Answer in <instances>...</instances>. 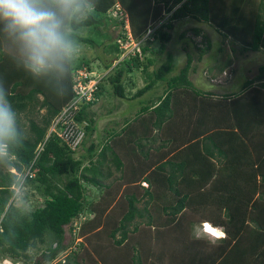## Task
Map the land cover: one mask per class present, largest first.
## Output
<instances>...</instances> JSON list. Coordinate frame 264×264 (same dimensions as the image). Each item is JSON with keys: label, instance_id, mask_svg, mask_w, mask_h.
<instances>
[{"label": "trees", "instance_id": "obj_1", "mask_svg": "<svg viewBox=\"0 0 264 264\" xmlns=\"http://www.w3.org/2000/svg\"><path fill=\"white\" fill-rule=\"evenodd\" d=\"M154 2L162 5L169 17L155 27L152 35L142 40L133 53L123 58L120 44L127 39V32H118L111 43L79 33L80 30L91 28L94 35L99 36L103 34L102 28L106 23L124 25L115 0H88L89 7L85 13L68 22L67 31L74 44H100L107 49L113 61L106 63L102 59L105 70L111 69L97 83L92 98L79 99L77 109L70 108L64 114L63 110L78 96L74 90V69L86 66L92 70L90 60L79 54L78 59H72L64 74L49 71L36 76L24 66V58L16 56L9 49L8 38H4L5 22L0 20V84L6 89L17 113V125L20 129L19 139L6 145L5 154L0 156L1 259L7 257L18 264H49L60 252L71 247L62 264H144V261L150 262L155 257L160 260V255L157 256L148 241L135 240L142 233H138L139 226L136 222H142L147 217L145 225L150 231L153 230V235L161 243L166 237L164 232H168L171 225L173 235L181 230L180 218L176 217L182 209L188 206L199 209L206 205L201 210L208 214L212 223L222 226L226 234L218 245L217 255L221 259L218 264H264V65L259 66L256 77L245 79L239 92L213 98L211 93L200 90L188 78L192 60L188 52L185 66L171 75V55L168 54L166 61L151 73L147 72V68L155 59L146 57L149 52L161 53L172 37L170 29L174 22L186 17L208 24L224 41L229 40L235 45L231 48L233 51L236 46L239 53L262 50L264 0H259L256 4L253 0ZM108 12L110 15H106ZM191 29L195 34L200 31L198 27ZM8 36L14 37L11 34ZM179 37H184L183 33ZM14 39L16 40L15 37ZM154 40L158 42V49L153 48L156 44ZM15 43L17 44V40L13 42ZM207 43L205 47L198 48L199 58L210 47V41ZM135 71L144 72L147 80L128 99L142 96L154 88L158 81L164 82L162 93L149 99L150 103H145L140 112H148L147 116L155 131L168 134V138L177 122L181 121L183 105L191 104L192 101V110L196 106L200 111L203 107L206 110L208 107L207 103L199 106L198 100L202 102L206 99L210 103L215 101L222 104L225 113L221 119L216 117L215 120L220 121L219 125L223 126L218 125L215 130L207 133L208 128L203 125L202 118L194 129L198 135L203 136L205 142L204 152L201 151V168L193 170L189 165L186 170L183 163L176 162V156L183 149L177 150L164 162L146 163L148 157L141 161L137 156L136 162L130 157L131 161L127 163L115 152H112L113 157L105 165L97 158L98 154L103 158L106 149H111L112 136L114 133L119 135V132L111 133V137L108 135L110 138H107V144L96 155V143L90 138L96 130V121L87 112L88 108L104 93L101 90L103 81L112 86L115 96L126 98L125 87L127 84H134L129 76L134 75ZM215 109L220 108L216 106ZM187 110L192 113L190 108ZM21 114L28 121L29 127L26 130L19 124L18 116ZM58 117L60 119L56 121ZM134 120L136 119H131L133 123ZM53 124L54 129L50 131ZM70 125L86 136L79 143L74 142V146L67 134ZM74 138L73 136L72 139ZM85 139H90L91 143L85 147L86 153L77 155L78 146L84 145ZM212 148L218 154V163L209 158L213 154ZM112 168L120 175L107 183L102 182L100 179L112 176ZM138 171L140 178L147 181L149 186H141L144 193L140 198L133 189L132 194H123L124 198L120 199L116 193L117 188L122 182L137 184ZM152 183H165L164 190L171 193V198L167 197V202L162 204L156 203V199H161L162 195L152 188ZM91 185L96 190L93 197L88 199L86 189ZM146 195L153 203L148 199L140 201ZM37 196H40L42 205L30 206L28 203L35 204ZM117 200L125 203L126 208L120 206L117 212L120 211L121 216L113 220L109 213L111 204ZM139 201L143 203L142 206L138 205ZM149 204L154 207V212L162 211L164 217L159 215L155 218L148 208ZM107 217L116 222L110 230L103 228ZM76 220V234L84 238V241L76 242L73 247L74 238L66 244L65 233L73 231ZM190 222L191 220L188 223ZM145 225L142 230L146 234ZM145 238L149 240L150 234L147 233ZM132 242L136 245L140 243L142 247L131 246ZM42 244H45L44 249L40 247ZM87 247H93V254ZM34 248L39 250L36 256L30 253ZM114 250L117 253L111 255ZM118 253L121 259L129 254L126 258L130 256L132 263L119 260ZM202 260L197 258L196 253H192L188 264H211ZM151 263L154 264L153 261Z\"/></svg>", "mask_w": 264, "mask_h": 264}, {"label": "rangeland", "instance_id": "obj_2", "mask_svg": "<svg viewBox=\"0 0 264 264\" xmlns=\"http://www.w3.org/2000/svg\"><path fill=\"white\" fill-rule=\"evenodd\" d=\"M155 0H115V5H118L119 8H121L123 11H119L124 19V25L116 26L112 23H106L104 24V27L102 28V33L94 35L93 29L91 28H85L83 30H80L79 33L84 36H91L96 39L103 40V42L111 43L112 39L117 35L118 32H130L132 34V31H130L131 26L133 24V19L136 21L137 25L139 27L141 26V30L139 32V40L141 37L146 35L148 33L151 34L155 27H157L161 22L166 20L169 17L168 13H165L163 10L162 5L157 4L154 2ZM254 3H258L259 0H253ZM106 15H110V12L106 13ZM136 18V19H135ZM123 26V27H122ZM191 27H198L200 31L198 34H195L194 31L191 29ZM143 28V29H142ZM4 38H8L7 42L9 43V49L13 51V53L16 56H20L22 58L23 55L20 50V44L17 41V44H13L14 37L8 36L10 33L6 30L4 27ZM171 31V39L169 42L166 43L165 49L163 51L156 53L149 52L146 54V57L152 58L154 57V61H152V64H150L147 68V72L151 73L156 67H158L161 63H164L166 61V56L169 54L172 56V66L169 74L177 73L182 67L185 66L186 61V52H188L191 55V65L190 69L188 71V78L193 81V83L196 86H205L206 88L215 89L217 91H221L220 84H223L229 81V84L235 83L236 86H240L245 79L247 78H254L259 74V66L264 65V49L258 50V51H247L245 53H239L238 46H236V50L233 51L231 48L232 45L229 40L224 41L222 36L218 34L213 28H211L206 23H200L196 22L195 20L191 19L190 17L182 18L174 22V26ZM143 32V33H142ZM183 33L184 37L180 38L179 35ZM142 34V35H141ZM152 35V34H151ZM102 36V37H101ZM150 36V35H149ZM151 39H154L151 37ZM156 41V40H154ZM210 41V47L203 53L201 58H199V50L198 48L205 47ZM158 42L156 41V44L153 45V48L158 47ZM75 46V52L73 60L77 58V55H85V57L90 60V63L92 64V74H102L103 72H107L104 68V63H108L109 60L113 61L112 56L108 55L109 52H107V49H104L102 45L98 44L97 46L94 44H86V43H76ZM235 46V45H234ZM160 47V46H159ZM158 49V48H157ZM161 50V49H159ZM78 59V58H77ZM102 59L105 61L103 63ZM100 68H99V67ZM194 68V70H193ZM104 69V70H103ZM135 74L130 75L129 77L133 81L134 84H127L125 87V94L126 98H120L113 94L112 92V86L106 81H103L101 84H103V87L106 88L104 90L102 98H107L108 101H103L100 99V101L90 105L88 108L89 114L94 116V119L96 121V125L98 129H101L103 125H101L102 120L105 119L106 121L108 119H113V115H116V119H118L119 115H125L128 118H125L124 121H129L132 118L136 119L134 120V123L132 126L128 127L127 130L133 128H137L138 123L140 122L139 116L144 115L146 112L142 111L140 112V109L142 106H144L145 103H150L149 99H154L158 95H160L163 91V88L165 87L162 85L164 82L158 81L156 83V86L147 92H145L142 96L136 97L134 99H127L130 96L134 94V92L141 88L146 83V78L144 72L135 71ZM246 76V77H245ZM128 77V76H127ZM149 79V78H148ZM108 95V96H107ZM148 101V102H147ZM108 112V113H107ZM106 113V114H104ZM148 115V114H147ZM110 116V118H108ZM138 117V118H137ZM34 118V116H33ZM19 124L21 125L23 130H26L29 125L27 118L25 115L21 114L18 116ZM121 119V118H120ZM107 124V123H106ZM109 123L107 124V126ZM127 130L125 133H127ZM66 134V133H63ZM67 134L70 140V143L72 146H74V142L79 143L83 140L86 136H83V132L81 130H74L72 125L67 129ZM67 134L65 136H67ZM73 136L75 137L74 140L71 138ZM71 138V139H70ZM91 140L96 143V130L94 131L93 135L90 137ZM86 140V139H85ZM90 139L86 140L84 145H79L77 150V155H79L81 149H85V147H88L90 145ZM111 172L113 176L115 175V171L113 168L111 169ZM112 178V177H111ZM110 178V179H111ZM132 189H135L140 191V188L138 187H130ZM128 189L130 192L131 189ZM96 187L95 186H89L86 189L87 195L89 196L88 199H91L95 193ZM125 194H127V189H124ZM122 190L120 191V188H117L116 193L119 194L120 199L124 198ZM87 196V197H88ZM35 204L33 202H29L30 206H40L41 198L40 196L35 197ZM125 207V203L122 204V201L117 200L116 203L111 204L110 208V215L113 216L114 219H118L121 216V212L118 213L117 209L120 210V206ZM139 206H142L143 203H138ZM189 207V206H188ZM151 212L154 214L153 216H156L157 213L154 212V207L149 204L148 207ZM194 209L190 208L189 213H193L195 217H193L191 214H187V212L184 213L182 217V231L185 233L186 239L192 240L195 244V250L199 252H213L211 245H206L207 240H203V234L200 232L199 222H196V225L193 224L194 220H198V217L196 218V212L193 211ZM86 216L87 211H86ZM111 216V217H112ZM195 218V219H194ZM110 217H107V219L103 222V228H107V230H110L115 226L116 222H113L110 220ZM147 220V217H144L142 222H136L139 226V231H142V233L139 234L140 237H137L135 240L146 242L152 246V248L156 249L158 252H155L157 256L160 255V259H162L163 255V262L162 264H167V262L170 260L173 263H179V261L182 258V253L184 251L182 250V247L180 245V242H176V236L173 234H170L169 237L173 238L172 242H169L168 244H165L168 239H164L161 243L157 241L156 237L153 235V230L150 231L148 227L145 225V222ZM189 220H191L190 224L188 223ZM199 224V225H198ZM143 225H145L144 230L150 234V239L148 240L145 238V234L143 229ZM132 228V225L129 226ZM193 227V228H192ZM195 228V229H194ZM186 229V230H185ZM223 230V228H220ZM167 232H164V235ZM133 234V238H135ZM77 236L76 232L75 235L73 234V231L70 233L69 231H66L65 233V243H69L71 239L74 238L73 241V247H75L76 242H78L75 237ZM118 236V234H117ZM188 236V237H187ZM200 236V237H199ZM202 237V238H201ZM132 238V237H131ZM147 239V240H146ZM81 240L84 241V238H81ZM102 240V239H101ZM99 241V239H98ZM81 242V241H79ZM97 242V241H95ZM209 242V241H208ZM106 243H109L106 241ZM212 243V242H210ZM133 244V242L131 243ZM130 244V245H131ZM153 244V245H151ZM72 245V244H71ZM86 245V243H85ZM159 245V246H158ZM174 246L176 249L166 248L167 246ZM187 245V244H186ZM87 246V245H86ZM131 246H138L140 247L141 244H133ZM40 247L42 249L45 248V244H42ZM116 248V246H113ZM142 247V246H141ZM164 248V250H163ZM166 248V249H165ZM71 249L67 248V250L62 251L59 253L58 257L54 259L53 261L49 262V264H62L65 258L66 252ZM84 250V249H83ZM87 250L91 254H93V247H87ZM152 251V249H151ZM33 256H36L39 253V250L37 248H34L30 251ZM112 255V253H111ZM187 258V257H186ZM126 258H124L122 261H124ZM166 259V260H165ZM10 259L7 257L0 258V264H14ZM155 263V261L153 260ZM161 263V262H160Z\"/></svg>", "mask_w": 264, "mask_h": 264}, {"label": "crops", "instance_id": "obj_3", "mask_svg": "<svg viewBox=\"0 0 264 264\" xmlns=\"http://www.w3.org/2000/svg\"><path fill=\"white\" fill-rule=\"evenodd\" d=\"M140 30L141 29H140L139 25H137L136 21L133 20V24L131 26L130 31H132L134 33V36H135L138 34V32H140ZM193 70H194V68H193ZM196 87H198L200 90L204 91L205 93H211V95H212L211 97H213V98H217L218 96H224L225 94H232L234 92H239L242 89L241 85L238 87V86H236L235 83L229 84V81L224 83L223 86H222V84H220V86H219L221 89L220 92L215 90V89L206 88L205 86H196ZM101 90L102 91L106 90V88L103 87ZM102 96H103V93L100 94V98L98 99V101H100ZM101 100L108 101V97L107 98L104 97ZM190 103L191 104H187V105L185 104L181 107L182 108L181 114H180L181 115V119H180L181 121L177 122V125L173 129V133L170 134L169 138L167 137L168 134L164 135L162 133H157L155 131L156 129L153 127V123L150 121L149 116H147L148 112H146L144 115L139 116V118L144 119V121H140L138 123L137 128L132 127L129 130H127V128L130 127L129 125L132 126L133 122L131 120L124 121V119L128 118V117H126L123 114L119 115L120 117L118 119H116V115H113V119H108L107 121L105 119H103L102 123H101V125H103V126L101 129H98L97 125H96L95 154L97 155L100 152L102 146L107 144V142H108L107 138L111 137L110 136L111 133L113 134V132H119V135H115L116 133L113 134V136H112L113 142H112L111 149L110 148L106 149L103 158L99 157L98 156L99 154L97 155V158H99V160H102L103 164L105 165L113 157L112 152H115L116 154H118V156L121 157V159L123 161H125L127 163L128 162L130 163V161H131L130 157L133 159L134 162H136L137 156H138V160L141 159V161L143 159H145L146 157H148V161H145L146 163H150V161H151V163L154 161L164 162L172 154H174L177 150L183 149V152L176 156V162L178 164L183 163L186 170L188 169L189 165H191L193 170L197 169L198 167L201 168V153L204 152L203 145L205 142L203 140V136L198 135V133L194 129L196 128V126L199 125V123L201 122V119L203 118V120H202V122L204 121L203 125H206L208 128L207 133L211 132L212 130H215L214 128L217 127L221 123L220 121H216L215 119H216V117H217V119H221L223 117V113H225V110L222 109V104H220V102L213 101L210 103V101H208L206 99H204V101H202V102H201V100H198L197 104L200 106L203 103H207V105L204 104L208 107L207 110L203 107L200 111H198V108H196V106L194 107L195 110H192V107H190V106L192 105L193 102L191 101ZM208 103H210V104H208ZM211 106H213V107H211ZM216 106H219L220 109L219 110L215 109ZM187 108H190V110H192L191 114L189 113ZM104 114H106V113H104ZM108 118H110V116ZM106 123L107 124L109 123V125L107 126ZM127 124H129V125H127ZM219 126H223V125H219ZM126 130H127V133H125ZM212 151H213V154L210 155L209 158L212 162L218 163V160H219L218 154L216 153V150H214L213 148H212ZM83 153H86V150L81 149L79 155L83 154ZM219 165H221V164H219ZM104 168H106V167L104 166ZM113 170L115 171V173H114L115 175L113 176V174H112L111 177L112 178L118 177L120 175V173L114 168H113ZM139 172L140 171H138L136 173V176H138V178L136 179V180H138V181H136L137 184L131 183L129 181L127 183L122 182L121 185L119 186L120 191L122 190V192H124V189L126 188L127 189L126 193L132 194V192L135 189L133 190L130 187H133V188L139 187L140 191H138V189H137V190H135L136 192H134V193H137L138 197L140 198L141 195L144 193V190L141 186L148 187L149 183L140 178L141 176H139ZM111 177L105 178V179L102 178L100 180L104 183H107V182H109ZM159 179L163 180L161 177H159ZM138 182H139V184H138ZM151 186L153 189L156 190V192H159L162 195L161 199H156V200H158V202H156V203L162 204L165 201L167 202V199H168L167 197L171 196V193L169 191L164 190V189H166L165 183H162V184L152 183ZM129 188L131 189L130 192H128ZM163 192H164V195L162 194ZM169 198H171V197H169ZM147 199L149 200L150 203L151 202L153 203V200L149 199V197H147V195L144 197V199H141L140 201H143V200L145 201ZM205 206L206 205H203L201 208H203V207L205 208ZM190 208L191 207H185L177 215L176 218L179 217L181 223H182V217L180 214L184 215V213L189 211ZM201 208L193 210L194 212L198 213V214H196V218L198 217V220L197 219L194 220L193 224L196 225V222L197 223L199 222V224H200L203 221H208L212 225H214L220 229L222 226L212 223L208 214H204V210H201ZM157 213H161V214H157L156 216H154L155 218L159 217V215L164 217V214H162V211H159ZM187 214H191L192 219H193V217H195L193 213L187 212ZM171 226L169 227L168 232L170 231L169 233L173 234L171 231H174V229L171 230L172 229ZM182 227L183 226L181 225V230H179L177 235L174 234V236H176V242H177L176 247L181 245L182 250L184 251V253L181 252L182 253L181 260L179 261V263H176V264H188V258L191 256L192 253L193 254L196 253L197 258L203 259L204 261H208V263H211V264H218V262L221 261L220 255H217V251H218V245L222 243L223 239H220L215 243H210L211 241H214L215 238L213 236H211L209 239V237L201 231L202 229H201V225H200L199 229H200V232L203 234L202 235L204 237L203 240H207L205 242L207 246H209V244H210L211 247H213L212 248L213 252H199V251L195 250L196 249L194 247L195 243L192 240L188 241L186 239L185 233L182 231L183 230ZM168 232L166 233V237H165L166 240L168 239V237L170 235ZM172 241H173V238L169 237V240L166 241L165 244L169 245V242H172ZM179 242H180V245H178ZM161 243H164V242H161ZM166 248L176 249L174 246H170V247L167 246ZM163 250H164V248H163ZM118 252H119V250H118ZM155 252H158V251L155 249ZM111 253L113 255H115L117 253V250H114ZM129 257L126 258L124 260V262L126 260H128V262L130 261V263H132L131 259ZM118 258H119V253H118ZM123 259L124 258H122V259L119 258V260H121V261ZM153 260L155 261L154 264H162L164 258H163V255H162V259H160V260L155 257V258H152L150 262L148 260L144 261V264H152L151 262ZM167 264H175V263H173L172 261L169 260L167 262Z\"/></svg>", "mask_w": 264, "mask_h": 264}, {"label": "clouds", "instance_id": "obj_4", "mask_svg": "<svg viewBox=\"0 0 264 264\" xmlns=\"http://www.w3.org/2000/svg\"><path fill=\"white\" fill-rule=\"evenodd\" d=\"M88 7V0H0V20L5 22L6 30L19 42L24 66L30 72L36 76L49 71L62 75L68 70L75 52L67 24L81 17ZM132 35L136 39L140 36H134L133 32ZM53 126L50 131L54 129ZM19 137L17 113L6 89L0 84V156L5 154V146ZM203 222H207V225L201 222V231L209 239L211 236L215 238L214 241L210 240L212 243L225 238L224 230L208 221ZM73 227L75 235L77 220ZM216 231H219L217 236ZM75 239L81 241L79 236Z\"/></svg>", "mask_w": 264, "mask_h": 264}, {"label": "built area", "instance_id": "obj_5", "mask_svg": "<svg viewBox=\"0 0 264 264\" xmlns=\"http://www.w3.org/2000/svg\"><path fill=\"white\" fill-rule=\"evenodd\" d=\"M116 8L120 11H123L121 8H119L118 5H116ZM150 35V34H149ZM148 33L143 36L142 39H136L133 37V35L128 32L127 33V39L120 44V48L122 50L121 58L128 55L129 53H133L134 49L137 48L140 42L144 40L146 37L149 36ZM115 64V63H113ZM112 64V65H113ZM111 68H108L106 71L108 72ZM92 70H89L86 66H82L79 68L74 69L75 72V85L74 90L78 94L77 98L74 99L73 102L69 104V106L63 110L62 114H64L67 110L70 108L77 109L76 103L79 99L85 97L87 100L91 99L93 96V91L97 88V83L102 78L103 75H105L107 72H103L102 74H92ZM60 118L56 121H58ZM204 226L207 225V222H202Z\"/></svg>", "mask_w": 264, "mask_h": 264}, {"label": "bare ground", "instance_id": "obj_6", "mask_svg": "<svg viewBox=\"0 0 264 264\" xmlns=\"http://www.w3.org/2000/svg\"><path fill=\"white\" fill-rule=\"evenodd\" d=\"M218 232H219V231H216L215 234L218 233Z\"/></svg>", "mask_w": 264, "mask_h": 264}, {"label": "snow or ice", "instance_id": "obj_7", "mask_svg": "<svg viewBox=\"0 0 264 264\" xmlns=\"http://www.w3.org/2000/svg\"><path fill=\"white\" fill-rule=\"evenodd\" d=\"M216 235H219V233H216Z\"/></svg>", "mask_w": 264, "mask_h": 264}]
</instances>
